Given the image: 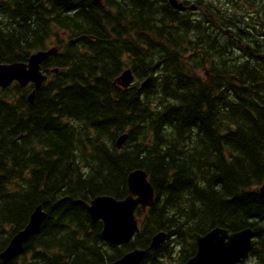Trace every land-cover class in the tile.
I'll use <instances>...</instances> for the list:
<instances>
[{
	"label": "trees",
	"instance_id": "obj_1",
	"mask_svg": "<svg viewBox=\"0 0 264 264\" xmlns=\"http://www.w3.org/2000/svg\"><path fill=\"white\" fill-rule=\"evenodd\" d=\"M256 7L264 13V0H208L199 18L168 0H0V63L27 60L53 35L67 43L44 62L61 70L33 103L31 87L0 89V251L37 204L47 211L0 264H107L136 247L142 264H183L193 234L216 226L251 227L242 264H264V57L238 41L263 51L264 22L233 19ZM126 67L136 80L124 89L115 80ZM136 168L156 199L135 239L113 245L76 200L126 196ZM161 230L168 240L148 249Z\"/></svg>",
	"mask_w": 264,
	"mask_h": 264
},
{
	"label": "water",
	"instance_id": "obj_2",
	"mask_svg": "<svg viewBox=\"0 0 264 264\" xmlns=\"http://www.w3.org/2000/svg\"><path fill=\"white\" fill-rule=\"evenodd\" d=\"M170 1L176 7H182V4H178L176 0ZM53 53L55 49L38 52L30 58L28 64L22 62L0 64V86H6L14 80L25 86L32 81L35 83V89H38L44 80L40 72V63ZM131 81V71L127 70L121 77V82L128 85ZM34 96L35 91L29 95L31 102ZM127 138V134L119 137L118 148L123 146ZM128 186L129 194L124 199L118 200L103 195L95 197L90 204L81 201L93 219L103 220L102 236L112 243L128 241L138 231V222L134 214L137 205L146 207L153 204L154 188L143 169H136L129 173ZM258 191L264 196V184L258 188ZM45 217L46 213L41 206H38L26 227L12 238L8 248L0 253V257L8 260L21 252L23 243L31 234L37 232ZM253 235L251 229L229 235L226 230L220 228H215L204 236L196 234L198 250L187 264H236L249 253ZM165 238L166 235L163 232L156 234L151 247H159ZM144 255V250L136 249L110 264H140Z\"/></svg>",
	"mask_w": 264,
	"mask_h": 264
},
{
	"label": "rangeland",
	"instance_id": "obj_3",
	"mask_svg": "<svg viewBox=\"0 0 264 264\" xmlns=\"http://www.w3.org/2000/svg\"><path fill=\"white\" fill-rule=\"evenodd\" d=\"M244 13V11H243ZM242 14V13H241ZM240 15V14H239ZM233 16V14H232ZM236 16V15H235ZM251 16H254L252 20H250L249 22H258V23H263L264 22V13H262L261 11L259 12H255V9H253L252 11V15L248 14L247 15V19H250ZM234 20H237V17H233Z\"/></svg>",
	"mask_w": 264,
	"mask_h": 264
},
{
	"label": "flooded vegetation",
	"instance_id": "obj_4",
	"mask_svg": "<svg viewBox=\"0 0 264 264\" xmlns=\"http://www.w3.org/2000/svg\"><path fill=\"white\" fill-rule=\"evenodd\" d=\"M192 12V11H191ZM262 45H264V36L262 37ZM264 48L262 47V50H263Z\"/></svg>",
	"mask_w": 264,
	"mask_h": 264
},
{
	"label": "bare ground",
	"instance_id": "obj_5",
	"mask_svg": "<svg viewBox=\"0 0 264 264\" xmlns=\"http://www.w3.org/2000/svg\"><path fill=\"white\" fill-rule=\"evenodd\" d=\"M234 8V7H233Z\"/></svg>",
	"mask_w": 264,
	"mask_h": 264
}]
</instances>
